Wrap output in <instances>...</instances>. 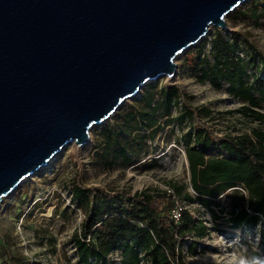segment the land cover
Here are the masks:
<instances>
[{
	"label": "water",
	"instance_id": "water-1",
	"mask_svg": "<svg viewBox=\"0 0 264 264\" xmlns=\"http://www.w3.org/2000/svg\"><path fill=\"white\" fill-rule=\"evenodd\" d=\"M249 0H0V207Z\"/></svg>",
	"mask_w": 264,
	"mask_h": 264
},
{
	"label": "trees",
	"instance_id": "trees-1",
	"mask_svg": "<svg viewBox=\"0 0 264 264\" xmlns=\"http://www.w3.org/2000/svg\"><path fill=\"white\" fill-rule=\"evenodd\" d=\"M251 1L250 7L230 15L233 23L248 17L258 24L264 18V4ZM204 48L205 43L195 53L185 52L189 72L199 82H209L217 89L226 85L225 91L242 102L239 112L259 122L251 134L218 136L203 122L211 117V110L189 104L190 96L178 85L154 80L144 86L135 103L114 114L112 125L102 128L94 156L108 167L133 165L149 153L148 140L156 138L164 127L177 124L183 131L181 141L199 204L210 208L228 191L231 209L227 219L232 227L255 224L264 221V56L238 32L229 39L217 30L209 53H204ZM93 190L81 182L71 189L72 198L85 210L72 236L81 264H185L187 236L203 237L207 233L204 221L189 210L183 209L176 222L172 212L175 201L165 193L97 188L98 194L92 197ZM177 190L182 191L180 187ZM211 214L214 219L220 217L213 209ZM9 241L2 237V255L11 264H29L24 256L13 253ZM194 245L191 242L187 248L195 252ZM116 250L121 255L119 260L111 256Z\"/></svg>",
	"mask_w": 264,
	"mask_h": 264
},
{
	"label": "rangeland",
	"instance_id": "rangeland-1",
	"mask_svg": "<svg viewBox=\"0 0 264 264\" xmlns=\"http://www.w3.org/2000/svg\"><path fill=\"white\" fill-rule=\"evenodd\" d=\"M251 2H244L237 9H247ZM259 2L264 4V0ZM230 15L227 17L228 29L212 25L207 35L188 51L195 53L205 43L204 53H209L212 38L217 30H221L229 39L233 32L243 34L264 56V18L258 24L248 17L233 23ZM240 44L245 47L243 39H240ZM185 54L183 52L175 59V76L172 79L167 76L159 78L160 84L178 85L182 92L190 96L189 104L211 110V117L204 118L203 122L218 136L251 134L252 129L260 124L239 112L242 102L225 91L226 85L217 89L209 82H199L189 72ZM142 92L143 89L138 95L127 99L119 110L135 103ZM174 114H177L176 110ZM113 116L93 126L91 139L86 145L77 149L74 144L67 145L56 159L24 179L5 197L0 207V236L10 240L16 256L25 257L24 247L18 244L14 233V223L25 215L24 230L30 238L29 264H81L72 236L79 229L85 210L72 198L71 191L76 182H81L94 188L92 197L98 194L97 188L105 191L165 193L171 201H175V205L183 206L197 219L203 220L207 233L203 237L187 236V244L195 242L197 250L193 252L187 248V244L184 246L185 264H264L263 220L232 227L227 219L231 209L228 191L221 194L216 199L218 204H212L210 208L197 201V194L191 185L185 144L181 141L183 131L177 124L164 127L156 138L148 140L149 153L142 155L133 165H102L94 152L100 146V131L105 125L114 123ZM177 187L182 191L178 192ZM211 209L220 217L214 219Z\"/></svg>",
	"mask_w": 264,
	"mask_h": 264
},
{
	"label": "built area",
	"instance_id": "built-area-1",
	"mask_svg": "<svg viewBox=\"0 0 264 264\" xmlns=\"http://www.w3.org/2000/svg\"><path fill=\"white\" fill-rule=\"evenodd\" d=\"M256 123H259L257 121H253ZM240 188L246 195L247 190L242 188V187H238ZM184 209L183 206H179L178 204L175 205V208L173 209V217L175 219L176 222H178L182 216V210ZM24 220H25V215L20 216L14 223V233L18 239V244H20L21 246L24 247V255L25 258L27 260V258L29 257V248L28 246L30 245V238L27 237V233L24 230L25 228V224H24ZM1 239L2 236H0V264H11L8 260L7 257H5L4 255H2L1 250H2V243H1ZM111 256L116 259L119 260L121 258L120 252L119 250H116L115 252L111 253ZM28 261V260H27Z\"/></svg>",
	"mask_w": 264,
	"mask_h": 264
},
{
	"label": "bare ground",
	"instance_id": "bare-ground-1",
	"mask_svg": "<svg viewBox=\"0 0 264 264\" xmlns=\"http://www.w3.org/2000/svg\"><path fill=\"white\" fill-rule=\"evenodd\" d=\"M72 144H73V143H72ZM74 145H75V144H74ZM75 148L77 149V148H79V146H76V145H75ZM56 156H57V155H56ZM56 156L53 157V158L50 160V162H52L54 159H56ZM50 162H49V163H50Z\"/></svg>",
	"mask_w": 264,
	"mask_h": 264
},
{
	"label": "snow or ice",
	"instance_id": "snow-or-ice-1",
	"mask_svg": "<svg viewBox=\"0 0 264 264\" xmlns=\"http://www.w3.org/2000/svg\"><path fill=\"white\" fill-rule=\"evenodd\" d=\"M237 2H239V0H237Z\"/></svg>",
	"mask_w": 264,
	"mask_h": 264
}]
</instances>
